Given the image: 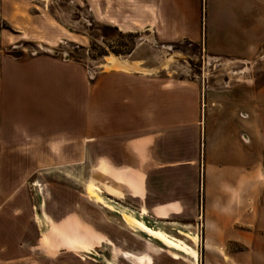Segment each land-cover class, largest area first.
<instances>
[{
    "label": "rangeland",
    "instance_id": "374dc122",
    "mask_svg": "<svg viewBox=\"0 0 264 264\" xmlns=\"http://www.w3.org/2000/svg\"><path fill=\"white\" fill-rule=\"evenodd\" d=\"M126 13L119 7V0H0V56L21 63H29L37 57H50L59 64L60 77L71 82L68 89L62 81L60 83L59 149L13 154V161L20 159L26 162L19 169L22 181L12 184L11 189L13 201L21 199L20 214L27 221L28 235L22 242L27 244L23 255H28V264H190L183 259L172 258L164 248L130 231L124 220L133 229L191 259L195 258L192 251L165 238L144 221L165 235L181 240L189 248H193L192 244L179 234L186 229L179 227L178 223L189 225L194 222V226H189L192 228L198 221L195 234L199 236V264H209V251L205 248L201 226V196L206 186L210 194L235 197L236 209L244 211V220L259 210L262 217L264 215V131L260 121L253 122L256 135L252 138L253 163L246 173L247 180H240L237 171L228 169L231 173L226 174L231 182L221 185L213 180L211 183V176H207L202 162L195 169L188 166V160L181 162L179 181L172 191L173 195L182 197L178 204L182 206L180 212L183 213L178 216H166L164 211L168 202L163 196L165 168L162 166L166 163L163 145L155 147L156 156L161 160L155 167L147 168L136 153L134 161L138 168H118L119 145L122 140L125 142L131 138L119 137L123 129L119 128V103L122 105L127 100L126 97L121 100L119 86L124 88L133 78L140 77L138 80L143 84L150 82L152 89L155 88L157 104V92L162 83H167V88L173 92L183 88L190 93L200 86L206 88L207 95V91L218 84L217 81L228 79L227 73L213 68L212 65L220 63L205 55L202 47L185 41L155 43L153 33L139 24L119 23V16H126ZM202 22L203 36L209 48L212 46L221 53L237 49L234 40L237 30L246 29L248 34L247 25L239 27L227 19L214 24L209 14L205 18V10ZM252 28L250 41L247 37L242 45H254L255 41L264 39V25L256 30L254 26ZM13 51L23 52V57L15 59L9 56L8 53ZM111 55L138 62L152 73L107 70V58ZM252 59L251 75L254 90L258 92L264 83V44ZM229 63L226 61L223 66ZM119 74L123 76L119 77ZM210 95L208 92V103ZM65 102L70 106L68 111L63 110ZM187 102V118L192 121L197 113L193 110L190 95ZM203 103L201 98V113ZM155 111L159 112L157 105ZM216 111L210 106L206 110L208 155L213 154L214 141L219 137L217 132L222 130L221 126L214 127L217 123L213 113ZM255 111L257 114L260 111L264 119V103L259 104ZM151 131L161 138L164 129L156 126ZM190 134L187 131V135ZM104 167L107 168L106 174L102 173ZM149 172L152 176L148 175ZM88 184L99 187L106 200L86 187ZM194 192L199 195V217H193L192 203L187 201V195ZM34 205L41 214L40 218L33 210ZM146 207L155 209L153 218L144 213L148 220L141 218L142 221L129 215L131 212L141 213L136 211ZM230 209L233 210L231 206ZM36 225L42 227V233L33 230H36ZM259 225L258 222L254 229L244 228L245 234L254 236L253 240L249 241L244 236L217 250L220 257L225 255L227 259L217 258L213 264H233L231 258H236V264H264V230ZM40 233L47 248L35 247Z\"/></svg>",
    "mask_w": 264,
    "mask_h": 264
},
{
    "label": "crops",
    "instance_id": "0c3cea01",
    "mask_svg": "<svg viewBox=\"0 0 264 264\" xmlns=\"http://www.w3.org/2000/svg\"><path fill=\"white\" fill-rule=\"evenodd\" d=\"M119 7L128 12L126 16H119V23L139 24L153 33L155 43L175 44L185 41L190 45L202 47L205 55L217 59V63H220L212 65L213 68L227 73V80L220 79L213 89L207 91V95L208 92L211 94L209 103L206 88L200 86L190 94L183 88L173 92L167 88V83H162L163 86L157 92L159 97L157 104L155 88L152 89L150 82L143 84L138 80L140 77L133 78L130 85L124 88L119 86L121 100L125 97L127 99L122 105L119 103V128H123L119 132V137L131 138L125 142L122 140V144L119 143L118 168L130 167L132 170L138 168L134 161L136 153L137 157L143 159L147 168L155 167L156 162L161 161L156 156L155 147L163 145L165 151L163 158L166 161L162 166L165 168L163 196L168 202L164 205V211L166 216L168 214V216H178L183 213L180 212L182 206L178 204L179 198L182 197L173 195L172 191L175 190L176 181H179L178 169H181V162L185 159L188 160V166L193 169L196 165L199 167L202 162L207 176H211V183L217 181L221 185L231 182L230 177H227V174L231 173L229 170L237 171L240 180H247L246 173L252 168V138L256 135L253 122L260 121L264 131L262 114L260 111L258 114L255 111L259 104L264 103V83L258 92L254 90V80L251 75L252 58L264 44V39L255 41L254 45L249 43L248 46L242 45V42L247 37L250 41L252 26L256 30L264 25V0H119ZM204 10L205 18L209 14L216 25L227 19L236 26H248V34L246 29H239L234 35L237 49L221 53L212 46L209 48L203 36ZM226 61L230 63L223 66ZM120 75L123 76L119 74V77ZM61 81L68 89L71 82H68L66 77H60V66L50 57H37L29 63H21L0 56V264H28V255H23L27 244L22 242V239L28 235L27 221L20 214L21 199L17 198L13 201L11 189L12 184H19L23 179L19 175V169L23 167L25 160L13 161V154L42 153L48 148L52 152L61 146L58 137L61 120L59 105ZM189 95L192 98L193 110L197 113L192 121H188L189 115L186 110ZM201 98L204 101L203 113H201ZM62 105L65 108L63 110L68 111L70 107L68 102ZM156 105L159 112L155 111ZM209 106L217 110L213 113L217 123L214 127H222V130L217 132L219 137L214 141L212 155H208L207 143L206 110ZM228 107L230 109H227ZM63 119L68 121L65 117ZM156 126L164 129L161 138H157L151 131ZM187 131L191 133L190 136L187 135ZM129 153H132L131 156ZM106 169L103 174L107 173ZM243 171L245 175H242ZM151 172L149 176H152ZM86 187L106 200L101 189L96 185L88 184ZM86 196L99 202L88 194ZM201 200V226L205 235V248L209 251L207 255L209 264H213L217 258L227 259V256L220 257L217 253V250L227 242L244 236L249 241L254 239L252 234H245V227L254 229L259 222V226L264 230V215L262 217L260 210L256 211V214L250 213L251 217L244 220V211L236 209L235 197L221 193L210 194L206 186ZM187 201L192 203L190 206L193 217L198 216L199 195L195 192L188 194ZM230 206L233 208L232 211ZM33 208L36 216L40 218L41 214L36 211V205ZM140 211L141 213L131 212L132 215L122 212L144 221L141 218L148 220L146 213L148 217L153 218L155 209L146 207L136 212ZM45 216L47 217L46 214ZM124 222L130 231L164 248L172 258L183 259L190 264L200 263L197 248L199 236L195 234L196 227L199 226L198 221L192 228L189 226H194V222L189 225L178 223L179 227L186 229L179 232L180 236L189 241L193 248L187 247L179 239L165 235L163 231L144 221L165 238L192 251L195 254L193 259L133 229L125 220ZM41 228L40 225H36V230L34 228L33 230L41 232ZM41 233L38 246L35 247L47 248ZM231 259L233 264L237 263L236 258Z\"/></svg>",
    "mask_w": 264,
    "mask_h": 264
},
{
    "label": "bare ground",
    "instance_id": "6f19581e",
    "mask_svg": "<svg viewBox=\"0 0 264 264\" xmlns=\"http://www.w3.org/2000/svg\"><path fill=\"white\" fill-rule=\"evenodd\" d=\"M168 60L167 62H170ZM107 70H117L122 72H138L143 74H151V70L143 69L138 62H130L124 59H121L120 57L111 55L107 58V65L105 67ZM137 225V224H136ZM138 227L142 228L143 230H146L142 225H138Z\"/></svg>",
    "mask_w": 264,
    "mask_h": 264
},
{
    "label": "water",
    "instance_id": "95a60500",
    "mask_svg": "<svg viewBox=\"0 0 264 264\" xmlns=\"http://www.w3.org/2000/svg\"><path fill=\"white\" fill-rule=\"evenodd\" d=\"M8 54L9 56H12L15 59H20L23 57V52L13 51V52H9Z\"/></svg>",
    "mask_w": 264,
    "mask_h": 264
}]
</instances>
